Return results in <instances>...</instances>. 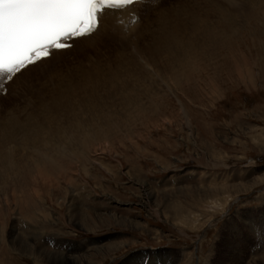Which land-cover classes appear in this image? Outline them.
Masks as SVG:
<instances>
[{
	"label": "rangeland",
	"instance_id": "obj_1",
	"mask_svg": "<svg viewBox=\"0 0 264 264\" xmlns=\"http://www.w3.org/2000/svg\"><path fill=\"white\" fill-rule=\"evenodd\" d=\"M162 1L156 8L173 5ZM235 1L232 34L215 14L213 57L175 70L176 88L130 112L115 99L108 128L67 145L56 167H40L47 180L32 175L15 194L8 187L0 196V264H264V247L233 235L239 217L264 222V0L260 23L251 5L244 9L247 0ZM38 82L50 97L53 83ZM9 90L0 120L36 94L13 99ZM12 230L25 250L11 244ZM43 244L79 260L42 259Z\"/></svg>",
	"mask_w": 264,
	"mask_h": 264
},
{
	"label": "bare ground",
	"instance_id": "obj_2",
	"mask_svg": "<svg viewBox=\"0 0 264 264\" xmlns=\"http://www.w3.org/2000/svg\"><path fill=\"white\" fill-rule=\"evenodd\" d=\"M160 2L163 1L137 0L120 9H107L100 16L99 30L90 39L77 42L72 50L57 56L54 61L66 60L60 65L47 70V65L54 63L49 61L14 82L4 83L7 77L0 78V100L2 92L6 91L4 98L9 89L8 96L13 99L24 90L36 93L32 101L28 99V108H15L16 115L0 120V196L6 197L11 185L10 193L15 194L17 187L21 189L20 185H25L32 175L47 180L40 167H56L59 164L54 163L61 159L67 145L69 149L77 147L93 139L97 131L108 128L112 118L108 113L115 99L128 112L132 106H154V97L167 95L175 85L171 79L180 75L175 70H185L195 57H213L219 36L215 14L220 15L219 21L232 34L230 12L235 4L239 5L234 0H168L173 5L158 9ZM247 5L253 10L251 19L260 23L261 0H247L244 9ZM68 62L73 64L60 68ZM38 81L53 83L48 86L52 90L50 97L44 96L45 84ZM139 92L150 97L143 101ZM23 110L27 112L23 114ZM55 152L59 156L54 159ZM11 233V244L25 250L18 234L14 230ZM37 251L38 257L54 262L79 260L45 244L38 245Z\"/></svg>",
	"mask_w": 264,
	"mask_h": 264
},
{
	"label": "snow or ice",
	"instance_id": "obj_3",
	"mask_svg": "<svg viewBox=\"0 0 264 264\" xmlns=\"http://www.w3.org/2000/svg\"><path fill=\"white\" fill-rule=\"evenodd\" d=\"M131 3L133 0H0V78L6 76L14 82L56 60L99 30L105 10ZM234 229L237 239L264 247V222L257 226L239 217Z\"/></svg>",
	"mask_w": 264,
	"mask_h": 264
}]
</instances>
